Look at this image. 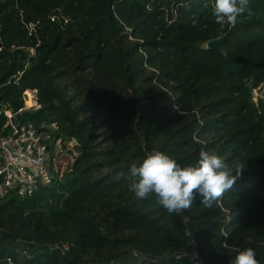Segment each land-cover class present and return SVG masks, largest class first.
I'll return each instance as SVG.
<instances>
[{
    "label": "trees",
    "instance_id": "obj_1",
    "mask_svg": "<svg viewBox=\"0 0 264 264\" xmlns=\"http://www.w3.org/2000/svg\"><path fill=\"white\" fill-rule=\"evenodd\" d=\"M213 2L0 0V136L33 92L18 124L76 141L51 184L0 200V264H230L245 248L264 264V0L235 25ZM221 36L225 54L206 49ZM202 150L245 164L217 202L135 198L132 164Z\"/></svg>",
    "mask_w": 264,
    "mask_h": 264
},
{
    "label": "clouds",
    "instance_id": "obj_2",
    "mask_svg": "<svg viewBox=\"0 0 264 264\" xmlns=\"http://www.w3.org/2000/svg\"><path fill=\"white\" fill-rule=\"evenodd\" d=\"M249 0H214L213 15L216 22L235 25L245 11ZM245 169L235 168L220 156L201 151L194 165L181 166L164 152L153 151L138 165L129 168L133 178L130 190L137 200H146L153 194L156 203L168 213L188 210L197 197L210 207L231 190ZM235 173V174H233ZM230 264H260L252 248L238 251Z\"/></svg>",
    "mask_w": 264,
    "mask_h": 264
},
{
    "label": "built area",
    "instance_id": "obj_3",
    "mask_svg": "<svg viewBox=\"0 0 264 264\" xmlns=\"http://www.w3.org/2000/svg\"><path fill=\"white\" fill-rule=\"evenodd\" d=\"M26 93L24 107L8 116L5 127L11 125L10 118L31 108L26 105ZM31 94L35 102V94ZM252 94L254 102L264 100V82L253 89ZM17 126V129L12 126L10 134L0 136V200L10 194L30 197L39 186L51 184L55 174H62L59 170L62 160L69 157L72 159L75 155L76 141L63 138L55 123L41 127L31 123H17ZM187 255L192 257L194 264H201L195 255Z\"/></svg>",
    "mask_w": 264,
    "mask_h": 264
},
{
    "label": "water",
    "instance_id": "obj_4",
    "mask_svg": "<svg viewBox=\"0 0 264 264\" xmlns=\"http://www.w3.org/2000/svg\"><path fill=\"white\" fill-rule=\"evenodd\" d=\"M224 38L225 36H221L215 40H212V41H209L206 43V49H210V50H214V51H217L221 54H225V51H224V48H223V41H224ZM2 47V43L0 41V48ZM251 95L253 96V94L251 93ZM10 123L13 127H15V129L18 128L17 126V118L16 116L15 117H12L10 118Z\"/></svg>",
    "mask_w": 264,
    "mask_h": 264
},
{
    "label": "rangeland",
    "instance_id": "obj_5",
    "mask_svg": "<svg viewBox=\"0 0 264 264\" xmlns=\"http://www.w3.org/2000/svg\"><path fill=\"white\" fill-rule=\"evenodd\" d=\"M31 108H32V106H31ZM71 162H72V159L70 157L68 159L66 158L65 160H62L60 165H59L60 172L63 173V170H65V168H67ZM104 264H109V263H104Z\"/></svg>",
    "mask_w": 264,
    "mask_h": 264
},
{
    "label": "crops",
    "instance_id": "obj_6",
    "mask_svg": "<svg viewBox=\"0 0 264 264\" xmlns=\"http://www.w3.org/2000/svg\"><path fill=\"white\" fill-rule=\"evenodd\" d=\"M26 94L28 95V93H26ZM32 102H33V104H32L31 106L34 107V106H35V102H34V100H32Z\"/></svg>",
    "mask_w": 264,
    "mask_h": 264
}]
</instances>
